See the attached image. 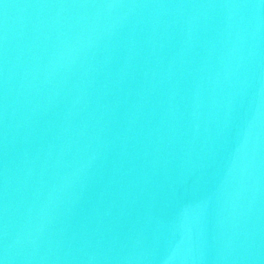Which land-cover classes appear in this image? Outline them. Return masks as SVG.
<instances>
[{
    "label": "water",
    "instance_id": "95a60500",
    "mask_svg": "<svg viewBox=\"0 0 264 264\" xmlns=\"http://www.w3.org/2000/svg\"><path fill=\"white\" fill-rule=\"evenodd\" d=\"M0 264H264V0H0Z\"/></svg>",
    "mask_w": 264,
    "mask_h": 264
}]
</instances>
